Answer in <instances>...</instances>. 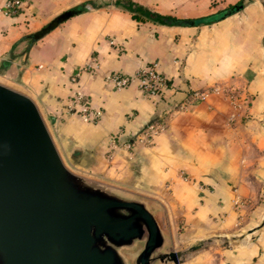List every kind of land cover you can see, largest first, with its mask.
Returning <instances> with one entry per match:
<instances>
[{"label":"crops","instance_id":"obj_1","mask_svg":"<svg viewBox=\"0 0 264 264\" xmlns=\"http://www.w3.org/2000/svg\"><path fill=\"white\" fill-rule=\"evenodd\" d=\"M20 1L10 17L0 0V85L35 104L67 163L144 199L170 250L197 253L190 264H264V0H244L216 20L241 0H129L178 19L211 20L194 27L136 22L117 0ZM79 6L41 38L27 39ZM91 57L97 69L77 85L102 111L96 124L68 111L69 78ZM149 63L166 82L161 96L104 82ZM214 88L217 95L192 96ZM151 125L161 129L144 144ZM235 234L234 245L211 253L217 239Z\"/></svg>","mask_w":264,"mask_h":264},{"label":"water","instance_id":"obj_2","mask_svg":"<svg viewBox=\"0 0 264 264\" xmlns=\"http://www.w3.org/2000/svg\"><path fill=\"white\" fill-rule=\"evenodd\" d=\"M170 248L144 199L71 173L35 104L0 85V264H178Z\"/></svg>","mask_w":264,"mask_h":264},{"label":"built area","instance_id":"obj_3","mask_svg":"<svg viewBox=\"0 0 264 264\" xmlns=\"http://www.w3.org/2000/svg\"><path fill=\"white\" fill-rule=\"evenodd\" d=\"M21 7L20 0H3L1 6V13L4 16H14ZM97 69L95 58H89L88 62L84 64L81 70L72 74L69 78V83L74 85L72 93L69 98L68 111L75 114L77 118L83 123L96 124L101 116L102 111L99 108L90 106L88 98L81 92L77 85L81 74H89ZM104 82L111 84L114 90H120L130 84H135L138 91L146 97L153 98L161 96L166 88V82L157 70L156 63H149L143 67L135 70L130 75H125L117 72L110 73L104 77ZM218 89H211L202 93H194L192 96L203 99L209 94H218ZM228 98H233L232 93H227ZM161 129L159 125H151L145 127L142 132V143H149L151 137ZM235 206L240 205L239 201H234Z\"/></svg>","mask_w":264,"mask_h":264},{"label":"trees","instance_id":"obj_4","mask_svg":"<svg viewBox=\"0 0 264 264\" xmlns=\"http://www.w3.org/2000/svg\"><path fill=\"white\" fill-rule=\"evenodd\" d=\"M243 1H239L236 5L230 6L228 10H232L234 8L241 9L243 5ZM92 8H96V4L90 3ZM114 6L126 11L131 20H134L139 23L149 22L154 25H162V26H177V27H194L204 23H209L211 21L208 18H200V19H178L172 15L168 14H159L157 12H152L136 3H133L129 0H117L114 2ZM84 10L83 6H79L78 8L72 9L70 11L74 12L73 15H76ZM27 39L32 41L31 36Z\"/></svg>","mask_w":264,"mask_h":264},{"label":"rangeland","instance_id":"obj_5","mask_svg":"<svg viewBox=\"0 0 264 264\" xmlns=\"http://www.w3.org/2000/svg\"><path fill=\"white\" fill-rule=\"evenodd\" d=\"M233 96H234V94H232ZM40 113V112H39ZM40 116H41V118H42V120H43V123H44V125H45V127H46V129H47V131H48V133H49V135H50V137H51V139H52V141H53V143H54V145H55V148H56V150H57V152H58V154H59V156H60V158H61V161L63 162V164H64V166L71 172V173H73V174H75V175H77V176H80V177H83V178H86V179H89V180H92V181H96V180H94V177L92 176V175H90V174H87V173H84V172H81V171H79V170H76L75 168H73L72 166H70L68 163H67V161L65 160V158H64V156H63V153H62V151L60 150V148H58L57 146H56V144H55V142H54V139H53V137H52V134H51V129H50V126H49V124H48V122H47V120L40 114ZM96 182H98V181H96ZM100 183V182H99ZM103 184V183H102ZM105 185H107V184H105ZM107 186H109V185H107ZM111 187H114V186H111ZM115 188H117V187H115ZM118 189H121V188H118ZM121 190H124V189H121ZM124 191H127V190H124ZM129 192V191H128ZM233 233H235L234 231L232 232V234ZM230 234V233H229ZM217 236V238H218V234H216V235H214L213 237H212V239L213 238H215ZM231 236L232 237H236L237 235L235 234V235H229V236H227V238L226 239H217V240H219L217 243H215V246H216V250L214 251H211V253L213 254V255H216V254H218V248H221L225 243L228 245V246H230V245H234V239L233 238H231ZM175 247H177L176 245H175ZM174 248V247H173ZM173 248H172V250H173ZM207 247H204V249H206ZM173 252H175L174 250H173ZM176 254H177V256H178V262L180 263V264H190V262H191V260H192V258H194V256H198L197 255V253H191L190 254V252H189V250H183V251H179V252H175ZM202 254L204 253V254H208V253H210V252H201ZM210 253V254H211ZM205 257H206V260L208 261V260H211V258H210V256H208V255H205ZM209 264H215V259L213 258V260H211L210 262H209Z\"/></svg>","mask_w":264,"mask_h":264}]
</instances>
